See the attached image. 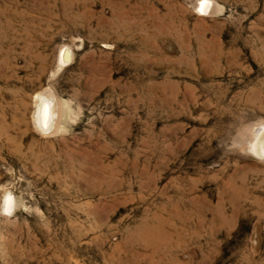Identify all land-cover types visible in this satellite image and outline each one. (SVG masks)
Wrapping results in <instances>:
<instances>
[{
    "label": "rangeland",
    "instance_id": "obj_1",
    "mask_svg": "<svg viewBox=\"0 0 264 264\" xmlns=\"http://www.w3.org/2000/svg\"><path fill=\"white\" fill-rule=\"evenodd\" d=\"M203 2L0 0V264H264V0Z\"/></svg>",
    "mask_w": 264,
    "mask_h": 264
},
{
    "label": "bare ground",
    "instance_id": "obj_2",
    "mask_svg": "<svg viewBox=\"0 0 264 264\" xmlns=\"http://www.w3.org/2000/svg\"><path fill=\"white\" fill-rule=\"evenodd\" d=\"M209 6H210V4L207 2V0H206V2H203L201 4L202 8H208ZM63 57H66L65 54L63 55ZM43 96H45V95H43ZM48 99H50V98H47V97H46V99L44 97L41 98V103H40V106L38 107V110H37V117L35 116L38 125L41 126L42 128H45V129L52 128V125L54 123V122L52 123V119H53L52 116H53L54 111L57 110L56 109V107H57L56 102H53L54 101L53 99H50V102H49ZM257 132H261V135L257 134L260 137L257 138L255 141H251L252 144H250L248 148L250 150L254 151L255 153H257L258 155L263 157L264 156V128H259L257 130ZM12 199L10 198V195H9V197H7L6 201H7L8 207H12V205H13Z\"/></svg>",
    "mask_w": 264,
    "mask_h": 264
}]
</instances>
